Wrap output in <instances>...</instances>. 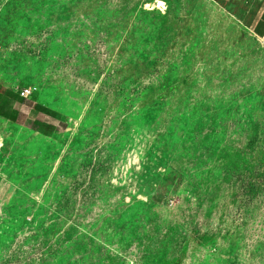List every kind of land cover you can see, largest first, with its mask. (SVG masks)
Instances as JSON below:
<instances>
[{
	"label": "rangeland",
	"instance_id": "374dc122",
	"mask_svg": "<svg viewBox=\"0 0 264 264\" xmlns=\"http://www.w3.org/2000/svg\"><path fill=\"white\" fill-rule=\"evenodd\" d=\"M0 264H264L245 25L212 0H0Z\"/></svg>",
	"mask_w": 264,
	"mask_h": 264
},
{
	"label": "crops",
	"instance_id": "0c3cea01",
	"mask_svg": "<svg viewBox=\"0 0 264 264\" xmlns=\"http://www.w3.org/2000/svg\"><path fill=\"white\" fill-rule=\"evenodd\" d=\"M229 16L245 25L256 40L264 41V0H212ZM224 4H222V2Z\"/></svg>",
	"mask_w": 264,
	"mask_h": 264
},
{
	"label": "built area",
	"instance_id": "2783aa9c",
	"mask_svg": "<svg viewBox=\"0 0 264 264\" xmlns=\"http://www.w3.org/2000/svg\"><path fill=\"white\" fill-rule=\"evenodd\" d=\"M31 95V92L29 91V90H27V91H22L21 92V96L23 97V98H27V97H29Z\"/></svg>",
	"mask_w": 264,
	"mask_h": 264
},
{
	"label": "bare ground",
	"instance_id": "6f19581e",
	"mask_svg": "<svg viewBox=\"0 0 264 264\" xmlns=\"http://www.w3.org/2000/svg\"><path fill=\"white\" fill-rule=\"evenodd\" d=\"M258 41V43L260 44V45H262L263 47H264V41H261V40H257Z\"/></svg>",
	"mask_w": 264,
	"mask_h": 264
}]
</instances>
